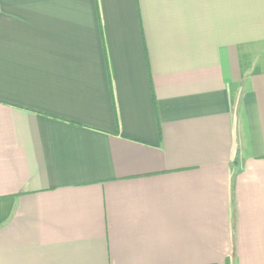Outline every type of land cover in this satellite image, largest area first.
<instances>
[{"label": "crops", "instance_id": "0c3cea01", "mask_svg": "<svg viewBox=\"0 0 264 264\" xmlns=\"http://www.w3.org/2000/svg\"><path fill=\"white\" fill-rule=\"evenodd\" d=\"M0 264H264V0H0Z\"/></svg>", "mask_w": 264, "mask_h": 264}]
</instances>
